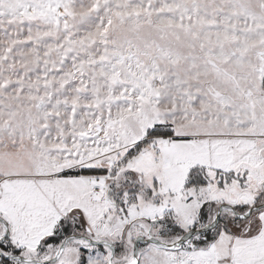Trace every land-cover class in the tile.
<instances>
[{
    "label": "snow or ice",
    "instance_id": "snow-or-ice-1",
    "mask_svg": "<svg viewBox=\"0 0 264 264\" xmlns=\"http://www.w3.org/2000/svg\"><path fill=\"white\" fill-rule=\"evenodd\" d=\"M0 264H264V0H0Z\"/></svg>",
    "mask_w": 264,
    "mask_h": 264
}]
</instances>
